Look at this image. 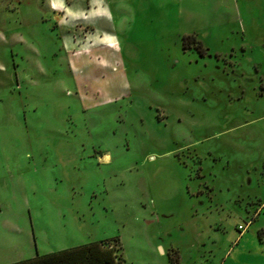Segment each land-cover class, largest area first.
Returning <instances> with one entry per match:
<instances>
[{
    "label": "rangeland",
    "instance_id": "374dc122",
    "mask_svg": "<svg viewBox=\"0 0 264 264\" xmlns=\"http://www.w3.org/2000/svg\"><path fill=\"white\" fill-rule=\"evenodd\" d=\"M95 241L264 264V0H0V264Z\"/></svg>",
    "mask_w": 264,
    "mask_h": 264
},
{
    "label": "trees",
    "instance_id": "16d2710c",
    "mask_svg": "<svg viewBox=\"0 0 264 264\" xmlns=\"http://www.w3.org/2000/svg\"><path fill=\"white\" fill-rule=\"evenodd\" d=\"M186 43V42H185ZM117 240V239H116ZM171 257V255H170ZM174 264L173 258H170ZM10 264H126L117 247L107 242L95 241Z\"/></svg>",
    "mask_w": 264,
    "mask_h": 264
},
{
    "label": "crops",
    "instance_id": "0c3cea01",
    "mask_svg": "<svg viewBox=\"0 0 264 264\" xmlns=\"http://www.w3.org/2000/svg\"><path fill=\"white\" fill-rule=\"evenodd\" d=\"M109 37H112V36H111V35H109ZM112 39H113V40H112ZM112 39H111V41H112L111 43H113L114 45H116V46H117V48L119 49L117 42L114 40V38H112Z\"/></svg>",
    "mask_w": 264,
    "mask_h": 264
},
{
    "label": "snow or ice",
    "instance_id": "6c2138e0",
    "mask_svg": "<svg viewBox=\"0 0 264 264\" xmlns=\"http://www.w3.org/2000/svg\"><path fill=\"white\" fill-rule=\"evenodd\" d=\"M54 7L56 6V5H53Z\"/></svg>",
    "mask_w": 264,
    "mask_h": 264
}]
</instances>
